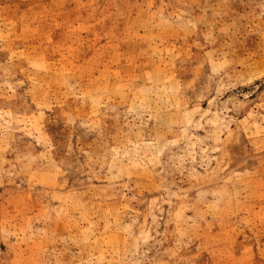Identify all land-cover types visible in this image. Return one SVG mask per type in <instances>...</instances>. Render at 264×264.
<instances>
[{
    "label": "rangeland",
    "instance_id": "374dc122",
    "mask_svg": "<svg viewBox=\"0 0 264 264\" xmlns=\"http://www.w3.org/2000/svg\"><path fill=\"white\" fill-rule=\"evenodd\" d=\"M0 264H264V0H0Z\"/></svg>",
    "mask_w": 264,
    "mask_h": 264
}]
</instances>
